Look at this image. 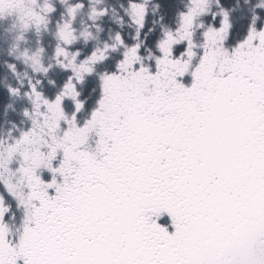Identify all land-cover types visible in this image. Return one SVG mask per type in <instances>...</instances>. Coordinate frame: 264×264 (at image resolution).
Returning <instances> with one entry per match:
<instances>
[{
  "label": "snow or ice",
  "instance_id": "snow-or-ice-1",
  "mask_svg": "<svg viewBox=\"0 0 264 264\" xmlns=\"http://www.w3.org/2000/svg\"><path fill=\"white\" fill-rule=\"evenodd\" d=\"M6 8L0 264H264V0Z\"/></svg>",
  "mask_w": 264,
  "mask_h": 264
},
{
  "label": "rangeland",
  "instance_id": "rangeland-1",
  "mask_svg": "<svg viewBox=\"0 0 264 264\" xmlns=\"http://www.w3.org/2000/svg\"><path fill=\"white\" fill-rule=\"evenodd\" d=\"M16 12V11H15ZM18 16V13L16 12V18ZM7 18L9 20V22L11 23L12 25V28L9 29V31L12 33L13 36L17 35L18 34V31L20 29L19 25L17 23H15L16 21V18L14 16H12L10 13H6V12H2L0 14V19H3V18ZM7 38V37H6Z\"/></svg>",
  "mask_w": 264,
  "mask_h": 264
},
{
  "label": "flooded vegetation",
  "instance_id": "flooded-vegetation-1",
  "mask_svg": "<svg viewBox=\"0 0 264 264\" xmlns=\"http://www.w3.org/2000/svg\"><path fill=\"white\" fill-rule=\"evenodd\" d=\"M8 10V8H6L3 12H5V11H7Z\"/></svg>",
  "mask_w": 264,
  "mask_h": 264
}]
</instances>
